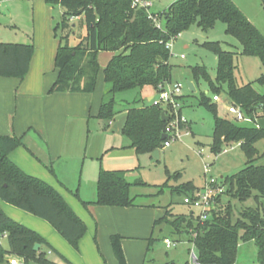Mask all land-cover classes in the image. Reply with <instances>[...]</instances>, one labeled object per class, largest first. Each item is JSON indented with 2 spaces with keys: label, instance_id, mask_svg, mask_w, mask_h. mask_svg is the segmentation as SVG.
I'll return each instance as SVG.
<instances>
[{
  "label": "trees",
  "instance_id": "16d2710c",
  "mask_svg": "<svg viewBox=\"0 0 264 264\" xmlns=\"http://www.w3.org/2000/svg\"><path fill=\"white\" fill-rule=\"evenodd\" d=\"M133 1L46 0L52 5L58 4L62 10L61 21L54 31L59 27L64 29L68 19L78 16H83L86 26L85 38L74 46L62 42L67 35L60 38L54 56L57 73L49 92H93L99 71L97 53L100 50L112 52L103 69L104 81L109 88L102 95L96 116L107 128L108 122L118 113L114 108V92L146 85L156 91L159 84L171 82V53L166 47L170 39L191 25L206 30L214 27L217 21L225 23L226 33L240 43V54L257 56L263 72L254 81L238 85L234 76V53L224 50L218 41H205V46L218 58L216 74L212 78L204 66H193L191 76L195 88L204 81L211 91L210 96L200 92L198 100L214 117L212 153H220L222 143L238 142L246 163L235 174L223 178L224 190L217 196L206 220L200 222L192 212L173 220L164 217V220L176 230L185 224L199 264H234L240 241H253L257 247V260L264 264V216L259 209L244 208L232 222L229 204L224 211L215 208L223 194L240 200L253 195L264 203V163H253L258 156L264 157V151L259 153L255 146L258 140L264 139V127L239 124L221 116L216 102L212 101L213 94L224 91L229 101L240 106L245 114L264 116V93L253 85H264V35L232 0H175L158 12H153L151 7L133 5ZM260 1L264 5V0ZM32 53L31 43L0 41V76L23 79ZM122 110H125V117L120 131L136 154L162 148L165 139L162 140L161 135L169 119L163 121L161 113L168 115V106L153 105L138 98L126 103ZM20 145L22 135L0 134V200L46 220L72 247L78 248V241L86 231L85 223L54 187L25 173L10 160L9 153ZM127 171L100 169L93 203L112 207L135 205L136 195L131 193V188L146 183L127 180ZM166 186V183L160 185L159 192ZM197 191L190 181L171 188V192L184 196L194 195ZM0 237L7 243L5 247L0 242V264H10V255L22 257L26 262L35 254L41 264H59L39 251L40 247L33 250L34 244L45 242L44 238L11 219L1 207ZM121 238L119 234H112L109 240L119 264H126ZM151 239L152 236L147 250ZM62 259L63 264H73L64 257Z\"/></svg>",
  "mask_w": 264,
  "mask_h": 264
},
{
  "label": "rangeland",
  "instance_id": "374dc122",
  "mask_svg": "<svg viewBox=\"0 0 264 264\" xmlns=\"http://www.w3.org/2000/svg\"><path fill=\"white\" fill-rule=\"evenodd\" d=\"M173 1L175 0H152L153 6L150 9L153 12L161 11ZM244 9L247 11V17L252 20L264 35V5L258 0H252L250 7H245ZM61 14L62 10L58 4L52 5L46 2V0H0V41L33 44V53L29 67L30 65L34 67L41 66L45 72V79H47L48 74L56 72L54 71V55L60 38L67 35L65 39H61L62 42H66L69 46H74L86 36V26L83 16L68 19L64 29L59 27L54 31L57 23L61 21ZM225 28V23L221 21H217L214 27L206 30L196 25H191L187 30L179 33L174 38L169 57L171 65L170 84H182L180 91V96L182 97L179 96L177 98L178 105L176 108L179 115L185 118L180 127L186 125L187 129H182L178 138H170V145L159 149L158 158L151 156V153L136 154L133 152L130 157L123 159L122 165H127L126 167L133 166V171H135V177L130 178L129 181L132 182L136 179V181L146 183V185H134L131 188V193L136 195L135 203L153 204L152 206L140 208L138 214L135 213L128 216L130 220L137 224L139 232L146 230V238L149 235V237L152 236L148 250L149 237L142 241L143 256L138 260L139 264H142L144 253L146 254L144 264H164L166 262L193 264L190 255L191 252L194 255L196 252L189 240V235L185 231V224L181 225L183 229L180 227L179 230H176L164 220V217L173 220L179 215L187 216L190 212L197 216L200 210L194 206L185 204L183 202L184 194L171 192V188L190 181L200 190L205 185L207 178H213L217 184H222L224 177L235 174L246 163L244 152L239 145L234 143L229 145L222 143V150L231 145L233 148L225 152L221 150L216 155L212 153L211 143L214 117L212 112L198 100L200 92H204L210 96L211 91L204 81L199 82L194 92L188 90L185 84L186 80L192 81L191 67L193 66H204L212 78L216 74L218 58L205 46V41H218L224 50L234 53V76L238 85L254 81L263 72L259 58L253 55L240 54V43L226 33ZM180 54H183L184 57L180 58ZM111 57L112 52L110 51L100 50L97 53L99 71L93 92L87 94L89 105L90 103L93 105L90 112L92 116L88 123L90 133L84 132L85 140L91 139L92 134L96 132L95 127L99 126L102 122L95 117L99 110L100 99L109 88L108 84L104 81L103 69ZM253 85L257 91L264 93V85L257 83H253ZM147 94L156 95V91L150 85L143 86L142 88L137 87L116 91L112 95L114 108L120 111L125 107L126 103H130L141 96L145 97ZM218 94L221 97V101L216 102L218 114L232 119V116L227 113L225 107L229 103L227 94L224 91H219ZM81 96H83L82 93ZM38 98V96L34 95L26 99L34 102ZM171 109L173 108L171 107ZM123 117L118 112L116 120L121 123L124 119ZM173 118L174 115H172V119H169V122ZM263 121L264 116H259L256 123L260 127H263ZM237 123L254 125V123ZM98 130H100L99 127ZM108 133L114 134L118 138V143L121 140H125L120 128H111ZM15 135H20V132ZM255 146L259 153H262L264 151V139L258 140ZM107 158L106 156L103 164L108 162L109 159ZM61 162H63L61 166H55V173H52L48 167L40 163L38 164L42 166V169L38 170H41L46 175H51L55 179L54 185L58 188L60 186L57 184V179L71 188L74 187L72 184L79 179V182L83 185L82 190L87 189L85 188L88 184L85 172L86 165L83 167L82 163L79 162L78 167L77 164L68 166V162L64 160ZM86 162L85 164H87ZM253 163L257 165L263 164L264 157L258 156ZM205 167H207L206 172L204 170ZM27 173L31 174L30 172ZM55 174L57 179L55 178ZM34 176L41 178L39 175ZM163 183H166L167 186L163 187L162 191L159 192L160 185ZM220 200V203L215 208L224 211L226 205L229 204L232 222L236 221L242 209L249 207L258 208L261 215L264 216V203L257 200L253 195L240 200L236 197H229L223 194L220 196ZM0 203L2 207L4 206L3 209L6 215L14 221L32 229H39L45 235H48L46 233L49 232V229L53 230L65 244L71 246L46 220L10 203L1 200ZM86 214L88 215L89 213L86 211ZM155 220L159 221L155 223ZM85 234V238H87L89 234ZM90 237L93 243L92 236L90 235ZM164 238L170 239L175 244L170 248H166L163 243ZM0 242L3 246H7L4 237H0ZM39 247V251L44 252L47 258L53 259L57 256L55 247L50 242L45 240ZM95 248L97 250L96 245ZM256 252L257 247L253 241H240L234 264H260L257 260ZM98 253L97 251V255L103 260V257ZM35 256L29 258L26 262L22 257L14 255H10L8 258L17 259L22 264H41L36 260ZM127 256L129 259L132 257L130 253Z\"/></svg>",
  "mask_w": 264,
  "mask_h": 264
},
{
  "label": "crops",
  "instance_id": "0c3cea01",
  "mask_svg": "<svg viewBox=\"0 0 264 264\" xmlns=\"http://www.w3.org/2000/svg\"><path fill=\"white\" fill-rule=\"evenodd\" d=\"M150 1V7H152V0ZM232 1L245 15L247 11L244 8H249L252 2V0ZM56 73L57 71L48 74L47 79H45V72L41 66L30 65L23 79L0 76V134L15 135L20 132L22 145L9 153L10 160L25 173L30 172L39 175L43 181L54 187L83 220L86 225L85 233L89 235L85 238L86 234L84 233L78 241V248L75 249L65 244L53 230L49 229V232L46 233L48 235H45L39 229H31L38 232L55 247L57 256L51 260L59 264H63L62 257L73 264H119L113 254L109 240L112 234H119L122 237L121 247L126 264H139L138 260L143 256L142 241L150 235L146 238V230L139 232L137 224L128 216L138 214L140 208L153 204L135 203L129 207H112L93 203L96 200L97 175L100 169L128 170L126 173L127 180L135 177L133 166L122 165L125 157H130L133 152L135 153L134 149L128 146L129 142L125 137V140L118 143V138L114 134L108 133L111 128H120L123 121L118 122L116 114L114 119L108 122L109 127L104 128L101 120L99 126L95 127L96 132L92 134L91 139L85 140L84 132L90 133L88 123L92 116L90 112L93 105L92 103L89 105L87 98L89 93L49 92ZM34 95L39 97L37 101L32 102V100L26 99ZM153 96L154 94H147L140 98L150 103ZM118 112L125 117V110H118ZM257 126H259L258 123ZM262 126L264 127V121ZM98 127L101 131L98 130ZM106 156L109 160L103 164ZM62 160L68 162V166L77 164L78 167L79 162L82 163L83 167L86 165L85 172L88 184L85 188L87 189L82 190L83 185L79 179L75 182L76 184H72L74 187L71 188L58 180L55 174L57 184L60 186L58 188L54 185L55 179L51 175H46L38 170L42 169L40 165L42 164L48 167L52 173H55V166H61ZM84 202H88V204L84 205ZM0 207L3 209L4 206L2 207L0 203ZM3 211L5 210L3 209ZM86 211L89 213L88 215ZM97 251L103 260L97 255ZM129 253L132 256L130 259L127 256ZM145 256L144 253L142 264L145 262Z\"/></svg>",
  "mask_w": 264,
  "mask_h": 264
},
{
  "label": "built area",
  "instance_id": "2783aa9c",
  "mask_svg": "<svg viewBox=\"0 0 264 264\" xmlns=\"http://www.w3.org/2000/svg\"><path fill=\"white\" fill-rule=\"evenodd\" d=\"M133 5H139L143 7L150 8L151 1L150 0H134ZM175 38V37H174ZM174 38L170 39L166 43V47L168 48L169 52L172 48V42ZM171 53V52H170ZM184 55L180 54V58H183ZM182 88V84L176 83L174 85H171L169 83L165 84H159L158 88L156 90V95H154L150 102L153 105H165L170 108L168 119H172V115H174V118L171 122H168L167 126L164 129V133L166 134L165 141L163 142L162 148L170 145V138H178L180 136V131L182 129H187V126L184 125L183 127H180V124L184 121L185 118L179 115V112L177 110V98L180 96V91ZM212 101L214 102H220L221 97L218 93H215L212 95ZM226 104V103H225ZM171 107L174 109H171ZM226 111L228 114L232 116V119L236 122H245V123H254L255 126H257L256 120L257 115L254 114H245V112L242 110V108L232 102L229 101L225 105ZM174 111V112H173ZM236 145H239V143H234ZM233 144V145H234ZM229 145V144H227ZM233 148V146H229L226 149H223L222 151L225 152L228 149ZM205 172L207 171V167H205ZM224 190V186L222 184H217L216 181L213 178H207L205 185L197 191L194 195L191 196H184L183 202L187 205L194 206L198 208L199 215L198 219L200 222H203L209 217L210 211L213 207V205L216 202V198L219 194H221ZM163 243L165 244L166 248H170L175 243L172 242L168 238L163 239ZM191 260L193 264H199L197 262L196 253L194 255L193 252H191ZM10 264H19L20 262L17 261V259L11 258L9 259Z\"/></svg>",
  "mask_w": 264,
  "mask_h": 264
},
{
  "label": "water",
  "instance_id": "95a60500",
  "mask_svg": "<svg viewBox=\"0 0 264 264\" xmlns=\"http://www.w3.org/2000/svg\"><path fill=\"white\" fill-rule=\"evenodd\" d=\"M185 84H186V87H187L188 90H190V91H192V92H194V91L196 90L193 81H191V80H186ZM161 118H162L163 121H165V120L168 119V116H167L164 112H162V113H161ZM165 138H166V134L163 133V134L161 135V139L163 140V139H165ZM151 156L157 158V157H158V149H155L153 152H151ZM39 246H40L39 243L34 244V246H33V250H35V251L38 250ZM19 264H22V263H19Z\"/></svg>",
  "mask_w": 264,
  "mask_h": 264
}]
</instances>
